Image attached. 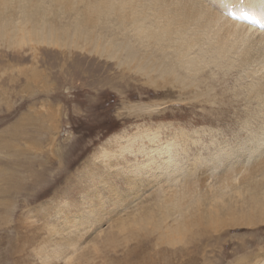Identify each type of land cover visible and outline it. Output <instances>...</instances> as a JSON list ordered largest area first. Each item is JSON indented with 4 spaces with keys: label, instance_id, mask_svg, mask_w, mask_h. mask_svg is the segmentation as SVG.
<instances>
[{
    "label": "bare ground",
    "instance_id": "obj_1",
    "mask_svg": "<svg viewBox=\"0 0 264 264\" xmlns=\"http://www.w3.org/2000/svg\"><path fill=\"white\" fill-rule=\"evenodd\" d=\"M231 8L238 16L250 13L261 28L231 20ZM2 45L31 51L42 46L91 48L94 54L117 60L124 73L140 74L147 84L159 89L173 86L178 103L201 102L221 125H237L234 140L219 142L217 153L209 163L204 162V166L217 168L204 182L185 174L173 162L172 147L187 142L182 138H190L183 132L172 144L161 145H157L159 130L151 128L127 139L112 137L110 142L127 144L121 149L120 164L128 163L108 176L123 170L124 180L135 182V189H129L135 195L149 183L161 185L156 199H147L126 212L127 217L110 225L108 231L99 230L89 242L85 239L101 222V210L79 220L74 217L66 230L52 226L50 242L36 253L42 264H88L91 254L98 253V244L112 248L122 241L127 245L134 241L127 254L141 258L144 243L140 230L147 232L145 239L156 234L157 246L175 248L190 243L192 236L201 238L229 224L264 221V0H0ZM232 77L234 90H229ZM220 131L227 138L225 130ZM140 140L141 147L137 144ZM146 142L150 145L147 149ZM104 155L106 160L103 155L98 160L106 167L113 165L117 154ZM127 156L140 157L129 163ZM7 188L6 194L15 190L14 185ZM90 192L99 200L98 186ZM89 196L84 195L83 200ZM99 201L93 203L92 199L91 206H103ZM120 201L123 199L115 205Z\"/></svg>",
    "mask_w": 264,
    "mask_h": 264
},
{
    "label": "rangeland",
    "instance_id": "obj_2",
    "mask_svg": "<svg viewBox=\"0 0 264 264\" xmlns=\"http://www.w3.org/2000/svg\"><path fill=\"white\" fill-rule=\"evenodd\" d=\"M90 49L42 46L31 51L28 47L20 50L0 46V264H42L36 253L50 242L52 226L66 230L74 217L79 220L93 210H101V222L85 237L89 242L99 230L108 231L110 225L127 217L126 212L147 199H156L161 185L149 183L135 195L129 191L131 187L135 189V182L124 180L123 170L108 176L128 163L125 160V164H120L124 155L121 149L127 144L110 142L112 137L127 139L151 128L159 130L161 140L157 145H161L172 144L174 137L183 132L190 138H182L187 142L172 147L173 162L202 182L217 173L216 167L211 169L213 166H204V162L209 163L217 153L218 143L234 140L232 134L237 125L233 122L221 125L201 102L178 103L177 97L173 98L177 93L173 86L159 89L147 84L140 80V74L128 75L117 60L94 54ZM234 78L229 90H234ZM205 119L213 122L205 123ZM220 129L225 130L227 138H223ZM137 144L141 147L142 141ZM149 146L147 142L144 145L145 149ZM104 154H117L113 165L106 167L104 161L98 160L102 155L106 160ZM138 157L127 159L134 163ZM10 185L15 190L6 194ZM97 186L98 199L104 203L99 208L91 206L92 199L93 203L100 202L90 192ZM84 195L90 196L83 200ZM121 199L123 202L115 205ZM146 234L140 230L144 243L141 258L127 254L134 248V241L128 245L122 241L112 248L102 243L88 264L264 262L263 220L229 224L222 230L204 233L201 238L192 236L190 243L175 248L157 246L156 234L145 239Z\"/></svg>",
    "mask_w": 264,
    "mask_h": 264
},
{
    "label": "snow or ice",
    "instance_id": "obj_3",
    "mask_svg": "<svg viewBox=\"0 0 264 264\" xmlns=\"http://www.w3.org/2000/svg\"><path fill=\"white\" fill-rule=\"evenodd\" d=\"M244 15H245L246 17H249V16H250V14L247 13V12H245Z\"/></svg>",
    "mask_w": 264,
    "mask_h": 264
}]
</instances>
